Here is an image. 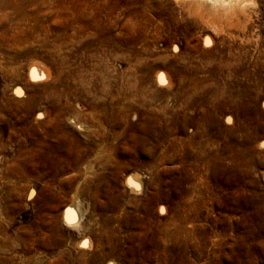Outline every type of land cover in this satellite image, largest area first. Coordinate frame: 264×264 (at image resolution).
I'll return each mask as SVG.
<instances>
[{"label":"rangeland","instance_id":"rangeland-1","mask_svg":"<svg viewBox=\"0 0 264 264\" xmlns=\"http://www.w3.org/2000/svg\"><path fill=\"white\" fill-rule=\"evenodd\" d=\"M252 1L230 19L235 38L226 42L232 51L216 43L225 52L219 55L230 62L184 70L167 64L175 58L192 63L218 58V53L207 56L211 46L203 42L202 27L187 22L195 19L187 4L25 3L26 17L16 20L20 25L7 39L13 43L10 53H24L25 59L16 57L13 65L21 79L9 82L0 74V175L7 164L19 172L9 184L0 178V264H264V133L257 129L264 124V101L258 99L255 107L247 96L255 91L264 96V0ZM194 44L197 51L187 53ZM49 47L52 53L45 56ZM32 48L42 49L41 55ZM122 51L130 59H155L159 66L138 71L133 79L131 67L114 62L112 54ZM29 58L41 73L39 80L29 77ZM46 82L59 91L62 103L68 100L60 112L61 129L53 128L50 102L33 99L28 111L29 93H15L17 87L30 86L34 95L33 89ZM236 88L246 94L239 99L243 113L216 112L219 125L212 126L206 104L220 91ZM64 130L81 146L93 144L94 151L81 154L91 160L98 175L88 177L98 187L79 178L76 169L82 171L84 165L73 162L76 149L64 150L66 143L59 147L53 142L52 134L63 136ZM116 132L119 138L113 140ZM249 134H256V141L238 146ZM134 135L144 137L142 146L133 142ZM120 152L123 164H116ZM95 153L109 157L106 168L99 167ZM133 174L139 192L126 184ZM7 187L14 192L9 194ZM28 189L34 191L31 197ZM71 203L79 213L77 227L62 220ZM93 253L103 258L94 262Z\"/></svg>","mask_w":264,"mask_h":264},{"label":"bare ground","instance_id":"bare-ground-1","mask_svg":"<svg viewBox=\"0 0 264 264\" xmlns=\"http://www.w3.org/2000/svg\"><path fill=\"white\" fill-rule=\"evenodd\" d=\"M28 0H0V55H2L1 58L2 61H0V74L6 78V80L8 79L9 82H14V81H17L19 79H21V74L19 72H15L17 66H13L15 63V58L16 57H22L24 58V53L20 52V50L16 51L17 53H10L11 51V48L13 45V43L11 42H7V39L9 38L8 35L11 34V32L13 31V27L17 25V23L20 25V22L19 20L16 21L19 17L21 16H24L23 18L25 19L26 17V14L23 12L24 11V6H25V3H27ZM33 1V0H32ZM178 3L182 4H187V11L189 12V15L191 14L192 17H195V19L193 20L192 18V21L191 20H188L187 22L190 23V24H197V25H200L202 27V29L204 30L205 35L203 37V42L204 44L208 45V46H211V48L207 49V56L209 55H212V54H215V53H218V51H220L222 54L225 53L223 52V50L221 49H218L216 47V45L218 44H221L223 49H225L226 51L228 52H231L232 49H233V45L226 42V38H233L232 40H234V33L232 34L231 33V29L232 27H234V25L231 23V20L232 19L231 17L234 15V14H237L238 12L240 11H243V10H246L248 9L253 1L252 0H176ZM28 4V3H27ZM180 6H183L180 5ZM251 10V9H250ZM249 10V11H250ZM27 11V10H26ZM185 11V10H184ZM248 11V10H247ZM256 11V10H255ZM28 12V11H27ZM181 13V12H180ZM251 13V11H250ZM254 13V12H253ZM241 14V13H240ZM244 14V13H243ZM247 14V13H246ZM248 15H246L247 17ZM28 18V16H27ZM26 18V19H27ZM30 18V17H29ZM28 18V19H29ZM235 18V17H234ZM240 18V17H239ZM238 18V19H239ZM251 19V17H250ZM21 20V19H20ZM30 20V19H29ZM16 21V22H15ZM22 21V20H21ZM238 21V20H237ZM247 21V20H245ZM249 21V20H248ZM24 22V21H23ZM22 22V23H23ZM21 23V24H22ZM244 23V21H243ZM247 23V22H246ZM255 23V22H254ZM239 25V24H238ZM243 25H241L240 29L242 28ZM237 27V26H236ZM244 27L247 28V26L245 25ZM243 27V28H244ZM16 29V27H14ZM242 28V29H243ZM239 29V28H238ZM239 29V30H240ZM17 31V30H15ZM238 31V30H237ZM242 31V30H241ZM245 31V29L243 30ZM203 32V33H204ZM15 33V32H14ZM23 33V32H22ZM243 34V33H242ZM222 36L221 38L218 37V36ZM245 36V35H244ZM218 40H216L217 38ZM240 37V36H239ZM145 38V37H144ZM144 38L142 39V42L146 41L144 40ZM72 39V38H71ZM6 40V41H5ZM13 40V39H12ZM155 40V39H154ZM190 40V39H189ZM245 40V39H244ZM35 41V40H34ZM54 41V40H53ZM21 43V41H19ZM92 42V41H91ZM143 42V43H144ZM148 42V41H147ZM218 42V44H216ZM233 42V41H231ZM27 43V42H26ZM44 44H47L45 43V41H43ZM76 43V42H75ZM96 43V42H95ZM116 43V42H115ZM23 44V43H22ZM98 44V43H97ZM151 44V43H150ZM152 44H154L152 47H156V41H154ZM3 45V46H1ZM20 45V44H19ZM89 45H92V44H89ZM24 46V44H23ZM43 46V45H42ZM41 46V47H42ZM46 46V45H45ZM57 46V45H56ZM17 47V45H16ZM40 47V48H41ZM51 47V46H50ZM49 47V48H50ZM116 47V46H115ZM117 47H119V45H117ZM148 46H146L147 48ZM47 49L45 50V56H47L48 54L47 53H52V48L50 49ZM92 48V47H91ZM112 48V47H111ZM120 48V47H119ZM151 48V47H150ZM187 48V47H186ZM198 48V44H194V45H190L189 48H187L188 51H186L187 53L189 52H193L194 50L197 51ZM23 49V48H22ZM34 51V55H36V52H38L37 55H41V51L42 49L40 50L39 48L38 49H34L32 48ZM55 49V48H54ZM122 49V47H121ZM152 49V48H151ZM14 50V49H13ZM49 50V51H48ZM143 50V49H142ZM51 51V52H50ZM148 51V50H147ZM205 51V52H206ZM78 52V51H77ZM116 53L118 51H115ZM40 53V54H39ZM91 53V52H90ZM151 54H153V51L151 50L150 52ZM194 53V52H193ZM192 53V54H193ZM220 53V54H221ZM243 53V52H242ZM176 54V53H175ZM218 55L216 56V58L220 57V59H206V61H197V62H189V61H185L183 62L184 60H180V59H176L175 60H172L170 63H168L167 65H169L170 67H174V68H180L182 70H184L185 68H190V67H200V66H204L203 68H205V66L207 67V64H217V65H222V64H226L227 62H230L228 61V58L224 56L223 58V55ZM33 55V56H34ZM132 55V54H131ZM189 55V54H188ZM233 55V54H232ZM50 56V55H49ZM112 56L115 58L114 62L115 64H119V62H124V64H126L128 67H131L133 69V74H131L132 78L133 79H137L138 78V75H137V72L140 71L142 72V70L144 69H149L152 67V65H158L159 64L157 62H155L153 59L151 60H147V61H141L140 59H138L136 56H134L132 59H130V57H128V54L126 52H120L119 55L117 54H112ZM187 56V55H186ZM36 57V56H35ZM166 57V56H165ZM235 57V56H234ZM53 58V57H52ZM52 58L49 59V57L46 59L48 62L52 61ZM185 58V57H184ZM17 59V58H16ZM25 59V58H24ZM87 59V58H86ZM98 59V58H97ZM103 59V58H102ZM161 59V58H160ZM174 59V58H173ZM18 60V59H17ZM263 60V59H262ZM32 59H27V62H26V65L27 67L29 68V77L30 78H33V79H38L41 77V73L38 72V70L36 69L35 67V62H31ZM101 61V60H100ZM24 62V61H23ZM95 62V61H94ZM19 63V62H18ZM52 63V62H51ZM101 64V63H100ZM24 65V64H23ZM95 67L98 66V64L95 62ZM161 65H163V63H161ZM20 67V66H19ZM94 67V68H95ZM70 68V67H69ZM154 68V66H153ZM131 69V71H132ZM83 70V69H82ZM89 73V72H88ZM93 73V72H92ZM100 73V71H99ZM59 74V72H58ZM72 74V73H71ZM103 74V73H102ZM122 74V73H121ZM50 75V73H49ZM57 75V74H56ZM95 75V73H94ZM108 75V74H106ZM58 76V75H57ZM103 76V75H101ZM109 76V75H108ZM123 76V75H122ZM140 76V75H139ZM142 78H144V76L147 77V74L144 73V74H141ZM204 76V75H203ZM263 79H264V75H262ZM118 77V76H117ZM48 78V77H46ZM96 78V76H95ZM100 78V77H99ZM116 78V77H115ZM261 78V79H262ZM50 79V78H49ZM59 79V78H58ZM98 79V78H97ZM121 79V78H120ZM123 79V78H122ZM4 80V79H3ZM93 80V79H92ZM159 80L160 81H163L164 80V77L163 75H159ZM53 82V81H52ZM43 83V82H42ZM78 83V82H77ZM261 83L264 84L263 80H261ZM45 84V85H44ZM42 87H36L34 92L35 94L32 95L31 94V91L32 90V87L30 86H27L25 90H21V88L19 87H15V93L16 94H22V93H26V96L28 95L27 93H29V95L27 96V99H29L28 101H26V107H27V110L28 111H31L33 110V105L32 104V100L35 99V100H38V101H42V100H46L47 102H50L51 104V114L54 115V119H55V125L54 127V130H57L58 128H60V124H59V118H60V112H61V109L66 106H68V100H66L64 103H62L60 101V98H59V91H56L55 90V86L53 87H50V84L49 83H44ZM54 84V83H53ZM59 84V83H58ZM87 84V83H85ZM137 84V83H136ZM135 84V85H136ZM55 85V84H54ZM57 85V84H56ZM122 85V84H121ZM258 85V84H257ZM9 86V85H8ZM41 86V85H40ZM134 86V85H133ZM103 87V86H102ZM182 87V86H181ZM216 87V86H215ZM85 88V86H84ZM83 88V90H84ZM120 88V87H119ZM123 88V87H122ZM132 88H135V87H132ZM138 88V87H137ZM135 88V89H137ZM58 89V88H57ZM109 89V88H108ZM127 89V87H126ZM55 90V91H54ZM243 90V89H242ZM122 91V90H121ZM2 95L1 97L2 98H6L5 96V90L3 89L2 91ZM86 92V91H85ZM117 92V91H116ZM123 92V91H122ZM126 92V91H125ZM130 92V91H129ZM248 92V91H247ZM65 93V91H64ZM253 93V92H252ZM262 93V91L260 92ZM260 93H258L257 91L254 92V94H249L247 96L250 97V100L251 101V104L254 105L256 107V104H257V100L262 98L263 101H264V96L261 95ZM133 95V93H131ZM187 94V93H186ZM121 95V94H120ZM245 91H241V90H238V88L236 89H233V90H227V89H224L222 91H220L219 94H217L215 97L217 98L215 100V97H213V99H211V101L206 104L207 105V109L205 111V113H207V117H212L210 118V122L212 124V126H218L219 125V120L216 119L215 117V113L218 112L219 114H231L233 113L235 110H237L238 112H242L244 111L243 109L244 108V105L241 103V101L243 100H239L241 99V97L245 96ZM61 96H62V93H61ZM92 96V95H91ZM111 96V95H110ZM135 96V95H134ZM68 97V96H67ZM136 97V96H135ZM10 98V96L8 97ZM123 98V97H122ZM245 98V97H244ZM246 99V98H245ZM4 101V100H3ZM19 101V100H18ZM217 101V104L214 105L213 102H216ZM9 102V101H8ZM247 102V101H246ZM245 102V104H247ZM259 102V100H258ZM2 103V102H1ZM7 104V103H6ZM70 104V103H69ZM250 104V103H249ZM250 104V106H251ZM151 105V104H150ZM248 105V104H247ZM39 106V105H38ZM70 106V105H69ZM2 107V106H1ZM6 107V106H4ZM107 107V106H106ZM249 107V105H248ZM132 108V106H131ZM64 109V108H63ZM112 109V108H111ZM249 109V108H248ZM257 109V108H256ZM260 109V108H259ZM48 111V110H47ZM114 111V109H113ZM261 112V111H260ZM263 112V111H262ZM49 113V112H48ZM114 113V112H113ZM243 113V112H242ZM47 112L44 113V115H46ZM43 115V113H41V116ZM48 116V115H47ZM104 116V115H103ZM206 116V115H205ZM225 116V115H224ZM4 117V116H3ZM39 117V116H38ZM50 117V116H49ZM232 117V116H231ZM2 118V117H1ZM53 118V117H52ZM64 118V117H63ZM110 118V117H109ZM215 118V119H214ZM6 119V118H5ZM50 120V119H49ZM53 120V119H52ZM101 120V119H100ZM63 122V121H62ZM102 122V121H101ZM115 122V121H114ZM224 122V121H223ZM231 122V121H230ZM53 123V122H52ZM134 126V125H133ZM261 128H257V129H260L262 131V133H264V124L260 125ZM259 127V126H258ZM255 128V127H254ZM73 129V128H72ZM147 129V128H146ZM145 129V130H146ZM63 130V129H62ZM94 130V129H93ZM153 130V129H152ZM70 131V130H69ZM69 131H63V136H58L56 134H52L54 136H52V139L53 142L59 146V147H63V143H66L65 147H64V150H68L69 148H75L77 150V146H79V149H78V152H76L75 150V153H74V159H73V162H83V170L80 171L79 168L77 167L76 171H78V175H79V178H81L84 182H87V183H95L93 181V179H90L88 177V174L89 173H92V175L94 177H96V175H98L96 172L92 171V164H91V160H89V157L85 160V158H83V154H81L83 151H91L93 150V144L91 142L89 143H84V146H81V142H79L77 139H74L73 138V135H71V132ZM57 132V131H56ZM61 132V131H60ZM118 132V131H117ZM116 132V134H113V140L114 139H118L119 138V135ZM51 133V132H50ZM93 133V132H92ZM121 133V132H120ZM145 133H147L149 136H151V132L149 130H146ZM59 134V133H58ZM91 134V133H90ZM252 134V133H251ZM92 135V134H91ZM105 135V134H104ZM100 136V134H99ZM112 136V135H111ZM260 136V135H259ZM101 138V136H100ZM135 139H133V142L136 143V144H139L140 146L143 145V136H137L134 137ZM108 139V137H107ZM106 139V140H107ZM111 140V138H110ZM110 140L108 139L107 142L109 143V145L112 143L110 142ZM81 141V140H80ZM256 141V134L254 135H245L242 139V141H239L238 142V146L240 147H250L252 145V143H254ZM115 142V141H114ZM9 144V143H8ZM105 144V143H104ZM175 144V143H174ZM55 145V146H56ZM76 145V146H75ZM96 145V144H95ZM108 145V144H107ZM113 145V144H112ZM138 145V146H139ZM183 145V144H182ZM261 145H264V140H262L261 142ZM51 147L53 146V143L52 145H50ZM99 146V145H98ZM105 146V145H104ZM83 147H85V149L83 150ZM186 147V146H185ZM264 147V146H263ZM106 148V147H105ZM109 148V147H107ZM112 148V147H111ZM51 149V148H50ZM53 149V148H52ZM63 149V148H62ZM99 149V148H98ZM189 149V148H188ZM102 150V149H100ZM94 151V150H93ZM103 151V150H102ZM103 153V152H102ZM41 154V153H40ZM71 154V153H69ZM68 154V155H69ZM104 154V153H103ZM250 154V153H249ZM92 155V154H91ZM90 156V155H89ZM118 156V155H117ZM230 156V155H229ZM46 157V156H45ZM235 157V156H234ZM65 158V157H64ZM123 158H124V153L123 152H120L119 154V158L114 160V163L116 164H123ZM172 158V157H171ZM220 158V157H219ZM42 159V158H41ZM95 160H97L96 162L99 163V167H102V168H106L107 165H109V157L107 156H103V155H99V153H95ZM113 159V158H112ZM111 159V160H112ZM80 166V165H79ZM82 166V165H81ZM116 166V165H115ZM119 166V165H118ZM15 166H13V164H7L5 166L2 167V174L0 175V178H3L4 179V183L5 184H9L8 182L10 181L11 178H14V176L19 172L17 170L14 169ZM118 168V167H117ZM116 169V167H115ZM1 170V168H0ZM117 170V169H116ZM119 171V170H118ZM17 174V175H18ZM102 174V173H101ZM112 174V173H111ZM117 174V173H116ZM16 175V176H17ZM91 175V176H92ZM100 176V175H99ZM98 176V177H99ZM117 176V175H116ZM78 177V176H77ZM12 180V179H11ZM14 181V180H13ZM11 183V182H10ZM14 183V182H13ZM84 184V183H83ZM96 184V183H95ZM126 184L127 186L129 187V189L133 192H139L141 191V185L140 183L136 180V177L135 175H129L127 180H126ZM79 185H82V184H78L75 188V190H78L79 191ZM98 183L96 184V187H98ZM14 188L12 187H7V192L12 193L14 192ZM82 190V189H81ZM17 191V190H16ZM108 191V190H107ZM33 189L29 191H27V195H29V197H31L33 195ZM77 192V191H75ZM107 193V192H106ZM74 196V195H73ZM74 198V197H73ZM75 199V198H74ZM75 205H73L72 203L67 205V207L65 208V210H63L62 212V220L65 222L66 225L70 226V227H77L78 226V222H79V213L77 211V208L75 207ZM198 216V215H197ZM180 218V217H179ZM178 224V223H177ZM188 233V232H187ZM109 247V246H108ZM110 250V249H109ZM94 254V257H92L94 259V262L96 261H100L102 257V255H97L96 253H93ZM122 254V253H121ZM108 264H113L112 262H109Z\"/></svg>","mask_w":264,"mask_h":264}]
</instances>
